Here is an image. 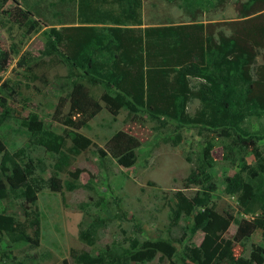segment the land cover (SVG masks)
Returning <instances> with one entry per match:
<instances>
[{
	"label": "trees",
	"instance_id": "obj_1",
	"mask_svg": "<svg viewBox=\"0 0 264 264\" xmlns=\"http://www.w3.org/2000/svg\"><path fill=\"white\" fill-rule=\"evenodd\" d=\"M0 0V7L3 2ZM194 0H184L186 5ZM30 17V31L39 25L38 16L30 6L21 3ZM141 0H76L74 22L61 23L46 33L45 56L59 55L70 65L72 76L82 77L91 86L100 87V100L112 114L126 110L130 114L144 110L151 120L167 124L174 121L181 126L200 125L219 130L230 140L223 151V159L236 160L234 148L245 154L251 153L253 165L243 158L237 159L239 171L224 178V192L236 196L241 213L255 215L246 224L232 215L219 216L208 212V223L202 228L203 238L198 246H182V257L191 264H253L252 260L237 257L235 244L248 238L255 230L264 237V154L258 146L259 137H247L241 132L246 117L255 111H264V67L254 69L257 50L264 48V0H247L240 7L242 21L229 23V33L213 34L211 23L190 22L142 27L140 19ZM253 13L257 15L250 17ZM67 24V25H66ZM75 24V25H74ZM2 62L7 61L0 55ZM3 70V66L0 68ZM81 72V73H80ZM196 80L192 84L190 80ZM68 102L70 109L85 114L84 122L78 124L64 119L68 126L79 129L98 114L102 107L88 94L86 88L75 81L70 84ZM197 100L198 108L191 115L187 112L191 100ZM64 101L58 100L55 114L61 115ZM0 114V127L8 116L5 103ZM37 145L57 155L53 175L47 180L54 192L61 191L57 177L69 166L71 157L79 153L77 145L65 152V139L43 130L36 114L22 120ZM234 136V138H233ZM76 142L75 139H73ZM180 142V135L171 140L173 146ZM139 141L124 131L114 133L106 143V149L95 146L100 158L110 155L118 166L131 168L136 162ZM214 145L206 141L200 150L197 164L184 180L183 188H197L195 197L189 198L181 191L174 193V205L170 208L172 224L182 215L189 216L194 209H207L210 195L216 185L210 170L215 164ZM0 200L9 191H20L27 203L36 202L38 184L33 179L35 168L30 159L23 163V150L15 153L5 151L0 139ZM238 153V152H237ZM233 157V160L231 159ZM4 181L6 184H4ZM103 222L94 219L87 230L80 229L78 238L87 246L94 244L96 229ZM231 225H237L232 239H224ZM27 229L32 230L29 236ZM197 227L189 230L193 234ZM188 231V229H187ZM4 235L12 245L28 243L38 246V218L23 222L12 215L0 213V236ZM187 234L178 240L181 245ZM1 240V237H0ZM127 247H113L96 256L82 252L78 264H144L157 255L167 264H178V252L172 240L126 239Z\"/></svg>",
	"mask_w": 264,
	"mask_h": 264
},
{
	"label": "rangeland",
	"instance_id": "obj_2",
	"mask_svg": "<svg viewBox=\"0 0 264 264\" xmlns=\"http://www.w3.org/2000/svg\"><path fill=\"white\" fill-rule=\"evenodd\" d=\"M247 0H194L186 5L184 0H141L142 27L196 22L213 25V34L229 33V23L242 21L240 7ZM21 3L28 4L38 16L39 25L30 31L34 18L27 14ZM264 12V11H263ZM257 15L253 13L250 17ZM76 0H7L0 7V103H5L8 116L0 127V139L5 151L23 150V163L28 159L35 168L33 179L38 184L36 202L27 203L20 191H9L0 200V213L14 216L19 221L38 218L39 238L35 248L28 243L12 245L4 235L0 240V264H78L79 255L88 251L96 256L113 247H127L126 239L172 240L177 249L178 264H191L182 257V246H198L203 238L202 228L208 223L207 213L232 215L238 222L249 224L255 215H244L236 196L224 192V178L238 172L237 159L247 165L255 159L234 148L236 160L223 159V151L230 144L219 130L200 125L181 126L174 121L151 120L144 110L130 114L122 109L112 114L100 100L102 90L91 86L82 77L72 76L70 65L59 55L45 56L46 33L61 23L74 22ZM67 25V24H66ZM264 67V48L257 50L254 69ZM81 73V72H80ZM72 81L81 83L89 96L102 109L86 125L74 129L64 123L69 118L74 123L84 122L86 115L70 109L68 93ZM195 84L196 80H190ZM64 101L61 115L55 114L58 100ZM199 103L193 99L187 112L193 114ZM3 109L0 108V114ZM36 114L43 130L65 139V152L77 145L79 153L71 157L69 166L57 174L61 191H52L47 180L53 175L57 155L37 145L22 125V120ZM247 137H259L258 146L264 154V111L247 115L241 126ZM124 131L139 141L136 162L131 168L118 166L110 155L100 158L95 146L106 149L111 136ZM180 135V142L173 146L172 139ZM234 138V136H233ZM76 140V142L73 141ZM206 141L214 145L215 164L210 170L216 190L210 195L207 209L196 208L189 216L182 215L172 224L170 208L174 193L181 191L192 198L197 188H183V183L200 155ZM238 152V153H237ZM4 153H0V162ZM233 160V157L231 158ZM1 180H5L0 175ZM94 219L103 222L96 229L94 244L87 246L78 238L80 229L87 230ZM197 227L193 234L189 230ZM188 229V231H187ZM238 226L231 225L224 239H232ZM29 236L32 230L27 229ZM183 233L187 236L179 245ZM234 254L264 264V237L255 230L248 238L235 244ZM135 264V263H130ZM144 264H167L157 255Z\"/></svg>",
	"mask_w": 264,
	"mask_h": 264
},
{
	"label": "crops",
	"instance_id": "obj_3",
	"mask_svg": "<svg viewBox=\"0 0 264 264\" xmlns=\"http://www.w3.org/2000/svg\"><path fill=\"white\" fill-rule=\"evenodd\" d=\"M75 25V24H74Z\"/></svg>",
	"mask_w": 264,
	"mask_h": 264
}]
</instances>
